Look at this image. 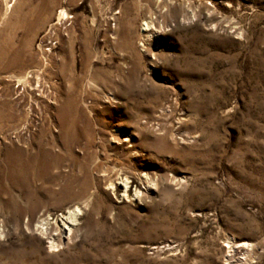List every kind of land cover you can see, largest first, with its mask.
Returning <instances> with one entry per match:
<instances>
[{
    "label": "rangeland",
    "instance_id": "rangeland-1",
    "mask_svg": "<svg viewBox=\"0 0 264 264\" xmlns=\"http://www.w3.org/2000/svg\"><path fill=\"white\" fill-rule=\"evenodd\" d=\"M0 264H264V0H0Z\"/></svg>",
    "mask_w": 264,
    "mask_h": 264
}]
</instances>
